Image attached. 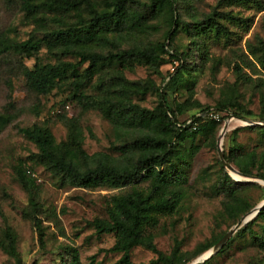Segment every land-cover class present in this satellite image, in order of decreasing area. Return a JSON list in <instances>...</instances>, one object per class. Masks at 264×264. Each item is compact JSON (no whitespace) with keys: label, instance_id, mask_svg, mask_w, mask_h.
<instances>
[{"label":"rangeland","instance_id":"1","mask_svg":"<svg viewBox=\"0 0 264 264\" xmlns=\"http://www.w3.org/2000/svg\"><path fill=\"white\" fill-rule=\"evenodd\" d=\"M132 7L138 8L136 5ZM179 8V14L185 23L202 22L214 10L220 13L230 12L239 19L242 18H220L230 31L229 38L211 31L197 33L195 29L188 31L182 28L174 41V47L180 52H187L188 49L191 51V63L185 71V79L179 90H168L167 93L171 105L184 103L188 108L179 119L184 120L198 114L207 106H222L228 110L218 113L220 117L224 116V120L213 137L197 138V143L202 148L185 166L187 172L183 185L184 197L178 211L173 215L161 216L153 229L154 242L160 251L170 254L179 244L182 252L194 257L199 245L207 244L213 235L228 228L230 230L236 225L230 227L229 219L223 216L225 196L217 190L223 164L219 146L224 155H228L235 137L241 153L254 149L259 153L264 151V136L259 129L246 128L236 136L233 135V130L238 127L264 124L261 118L264 104L261 101L260 88L255 86L260 79H263L264 84L262 65L250 56L249 59L255 65L249 63V66H244L247 74L258 79L256 82L238 80L234 70L235 64L246 59L249 54L248 42L255 44L259 38L264 40V0H236L233 3L228 0H192L189 3L180 0ZM40 16H46L44 26L37 25L27 17L20 0H0V36L17 42L25 41L33 35L41 38L47 30L45 28L52 25L50 17L54 14ZM147 25L146 31L142 33H125L122 47L132 44H159L164 41L169 28L164 15L150 18ZM202 47L206 49L203 58L200 51ZM194 50L199 51V56H195ZM162 56L165 62L160 66V72L134 63L131 67H124L125 77L131 81H154L157 86L165 85L164 77L168 79L169 73L175 72L178 62H172L167 53ZM59 61L76 62L78 59L73 56L63 57L57 50H50L45 41L42 49L32 58L12 52L0 55V113L12 117V121L0 131V235L8 227L15 231L18 251L23 261L28 264H72L74 261L76 264H119L122 254L110 250L116 240L115 234H98L92 221L96 217H108L112 195L121 194L132 185L96 188L64 185L57 175L36 161L35 155L39 152L37 145L18 130L19 127H28L35 123L43 124L51 129L56 140L60 142L68 136L66 119L75 117L82 126L84 149L88 154L104 152L116 158L121 157L115 147L126 140L127 136L120 139L111 119L100 110L83 107L75 99L77 81L83 83L84 93L103 96L110 77L115 75L120 66L108 65L89 79L84 75V65L67 79L57 81L55 89L48 94H39L29 88L24 76L25 67L33 68L37 62L53 64ZM158 100L154 90L132 97L134 103L149 109L155 108ZM237 103H241L247 111L245 117L227 116L232 106ZM226 121H229V125L223 133ZM135 134L131 131L128 136ZM230 164L240 172L233 163ZM18 167L26 169L37 180L34 191L40 208V227L44 231L42 239L39 226L31 218L33 212L29 193L17 179ZM225 170L235 181L251 183L240 191V195L252 206L251 211L264 202L263 178L256 175L245 176L227 167ZM253 171L257 172L256 169ZM261 171L264 173V168ZM147 185L148 182H143L140 186L147 188ZM254 228L259 231L260 224H255ZM208 251L194 258L189 264H193ZM157 257V253L143 246H136L131 252L135 264H149ZM258 259L264 261V252L249 237H245L236 240L229 252H217L209 258L208 263L205 261L202 264H252ZM0 264H16V260L0 248Z\"/></svg>","mask_w":264,"mask_h":264},{"label":"trees","instance_id":"2","mask_svg":"<svg viewBox=\"0 0 264 264\" xmlns=\"http://www.w3.org/2000/svg\"><path fill=\"white\" fill-rule=\"evenodd\" d=\"M189 3L192 0H185ZM21 8L27 17L37 25L44 26L46 16L51 13L52 25L45 28L43 37L31 36L29 39L17 42L9 41L0 36V55L12 52L32 58L43 47L44 41L50 50H57L63 57L73 56L76 62L59 61L58 63L42 64L37 62L33 68H24V76L31 90L39 94H48L55 89L59 80L67 79L73 72L86 65L84 75L93 77L106 66L116 64L120 66L115 75L110 77L108 87L101 97L88 95L83 92V83L76 82L75 99L85 108L97 109L111 119L117 136L126 140L117 145L116 151L121 157L97 152L92 155L84 149V132L79 119H66L68 136L58 142L48 126L35 123L28 127H19V132L33 141L39 152L35 155L38 163L50 170L61 179L62 184L77 187L96 188L100 186L118 187L132 185L121 194L112 195L108 217H96L92 223L98 234L114 233L116 240L111 251L121 253L119 264H135L131 252L136 246H143L158 254L149 264H189L194 258L202 255L216 246L226 235L228 230L213 235L210 242L199 245L194 257L182 252L177 244L170 254L160 251L155 242L153 229L163 215H173L180 207L184 197L183 185L186 182L185 166L199 153L202 146L197 138L213 137L220 129L224 116L220 111L227 110L222 106L217 108L207 106L202 112L189 118L180 120L179 116L188 110L184 103L171 105L167 99L168 90L176 92L185 79V71L190 65V49L180 52L174 47L178 31L182 28L197 33L211 31L216 35L227 38L230 31L220 18L231 20L238 16L214 10L203 21L185 23L179 14L180 0H20ZM229 3L236 0H228ZM136 5L138 8H133ZM164 15L169 28L164 41L150 44H132L122 47L125 33L146 31L150 18ZM242 19V18H240ZM239 19V20H240ZM200 33V34H201ZM159 46V47H158ZM246 59L234 66L238 80L256 82L247 74L244 66L249 63L255 65L253 59L264 69V40L259 38L255 44L248 42ZM102 48V49H99ZM199 50V49H198ZM194 50L195 56L199 51ZM162 51V53H161ZM198 51V52H197ZM201 58L206 49L200 48ZM163 53L178 62L175 72L164 77L166 84L157 86L154 81H131L124 75V67H131L134 63L146 65L158 70L165 62ZM260 88L261 101L264 104L263 79L256 84ZM154 90L158 95L155 108L141 107L132 101L133 95L146 94ZM227 116L245 117L247 112L241 103L232 106ZM228 111V110H227ZM219 117H215V116ZM264 121V114L262 115ZM9 114L0 113V131L10 122ZM254 126V125H253ZM238 127L233 135L250 128L259 129L264 136V125ZM133 131L136 134L128 136ZM229 154L226 159L235 165L243 174L258 176L264 179V151L257 150L239 152V144L233 137ZM222 175L217 185L219 193H223V216L230 221V227L251 211L252 206L240 191L250 186V182L235 181L221 164ZM256 169L255 173L253 170ZM16 176L23 188L29 193L32 207V219L39 226L41 239L44 231L41 229V219L38 217L39 204L34 187L36 179L28 174L23 167L16 169ZM148 182L147 188L140 185ZM260 221L262 223H260ZM260 224V230L254 228ZM239 229L235 235L221 248L218 254L230 251L234 242L240 238L249 237L257 248L264 252V207L260 212ZM18 237L15 231L8 227L0 235V248L11 257L16 264H28L23 261L18 251ZM77 260V259H76ZM209 259L206 260L208 263ZM36 264V262L32 263ZM72 264H76L74 261ZM252 264H264L258 259Z\"/></svg>","mask_w":264,"mask_h":264},{"label":"water","instance_id":"3","mask_svg":"<svg viewBox=\"0 0 264 264\" xmlns=\"http://www.w3.org/2000/svg\"><path fill=\"white\" fill-rule=\"evenodd\" d=\"M261 125H264L262 123H259ZM229 125V121H226L224 128L222 130L223 133L226 132L227 128ZM219 146V145H218ZM219 154L222 160V163L225 167H227L228 169L241 174L240 172H238L233 165H231L225 158V155L223 153L222 148L219 146ZM246 176V175H245ZM262 182H264V180H262ZM264 207V202H262L255 210L250 211L249 213H247L246 215H244L239 222L232 227L227 233L226 235L220 240V242L213 247V249L209 250L205 255L199 257L193 264H202L204 263L206 260H208L209 258H211L215 253L219 252V250L221 248H223L225 246V244L229 241V239L232 237V235L240 228V226L244 223L249 221L250 219H252L253 217H255L260 210Z\"/></svg>","mask_w":264,"mask_h":264},{"label":"built area","instance_id":"4","mask_svg":"<svg viewBox=\"0 0 264 264\" xmlns=\"http://www.w3.org/2000/svg\"><path fill=\"white\" fill-rule=\"evenodd\" d=\"M66 107L69 108V105H67ZM215 117H219V116L216 115Z\"/></svg>","mask_w":264,"mask_h":264}]
</instances>
